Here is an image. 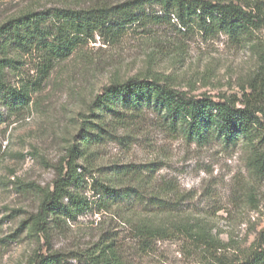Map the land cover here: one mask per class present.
Returning <instances> with one entry per match:
<instances>
[{
	"label": "rangeland",
	"instance_id": "374dc122",
	"mask_svg": "<svg viewBox=\"0 0 264 264\" xmlns=\"http://www.w3.org/2000/svg\"><path fill=\"white\" fill-rule=\"evenodd\" d=\"M122 1L0 0V24L26 11ZM211 1L251 9L260 5L264 11V0ZM146 11L163 15L157 5ZM17 59L16 68H6L5 78L14 86L26 81L32 90L24 109L0 101V264H37L51 255L60 264H101L106 244L121 264H214L212 254L190 239L181 224L218 237L225 248L211 253L219 256L239 257L255 242L264 247V175L251 167L249 149L218 140L189 142L151 112L137 122L103 117L105 129L93 155L76 161L77 172L84 175L80 191L96 201L92 178L105 181L110 169L130 167L136 173L120 179L117 187H133L145 197L162 195L172 201L173 215L148 213V206L132 207L127 200L107 210L95 202L73 220L50 223L47 232L33 226L42 192L52 190L65 171L78 120L104 86L158 77L189 95L215 100L242 99L251 85L264 94V28L236 38L187 30L174 17H163L132 25L112 40L95 36L42 80L36 56ZM143 222L165 225L167 234L145 237L136 229Z\"/></svg>",
	"mask_w": 264,
	"mask_h": 264
},
{
	"label": "trees",
	"instance_id": "16d2710c",
	"mask_svg": "<svg viewBox=\"0 0 264 264\" xmlns=\"http://www.w3.org/2000/svg\"><path fill=\"white\" fill-rule=\"evenodd\" d=\"M154 5L160 7L162 16L146 11V6ZM171 16L187 30L224 33L236 38H247L264 28V11L260 5L251 9L231 1L125 0L87 8L52 7L44 11H26L0 24V101L13 110L24 109L30 103L32 88L28 82L14 86L5 78L6 68H16L20 56H36L40 61L39 78L46 79L59 61L68 58L95 36L112 40L132 25ZM263 96V92H257L251 85L250 93L243 94L242 99L221 97L215 100L205 94L189 95L158 77H131L104 86L88 106V113L78 120L65 171L54 180L52 190L42 192L33 226L47 232L50 223L58 225L66 219L73 220L95 202L107 210L127 200L132 207L140 203L148 206V213L173 215L172 201L163 199L162 195L145 197L135 194L138 190L133 187L123 190L117 187L120 179L136 173L130 167L110 169L105 181L92 178L91 190L98 194L96 201H90L80 191L84 175L77 172L76 161L93 155L92 147L102 138L103 117L107 115L112 122H137L146 112H151L168 130L189 142L202 145L218 140L226 146L241 143L249 149L251 167L263 176ZM181 227L190 239L212 254L214 264H264V247L258 242L251 244L241 256L229 258L211 253L224 249L225 244L210 231L184 224ZM136 229L145 237L167 234V226L149 222L137 224ZM99 256L101 264H121L110 244L100 250ZM56 258L54 255L41 258L37 264H60Z\"/></svg>",
	"mask_w": 264,
	"mask_h": 264
}]
</instances>
